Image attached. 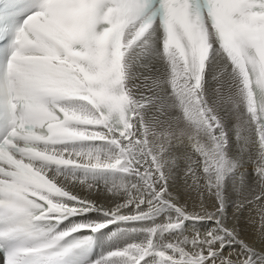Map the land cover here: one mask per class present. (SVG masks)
Returning <instances> with one entry per match:
<instances>
[{
	"label": "snow or ice",
	"instance_id": "6c2138e0",
	"mask_svg": "<svg viewBox=\"0 0 264 264\" xmlns=\"http://www.w3.org/2000/svg\"><path fill=\"white\" fill-rule=\"evenodd\" d=\"M0 39L2 264H264V0H0ZM116 223L143 226L92 260Z\"/></svg>",
	"mask_w": 264,
	"mask_h": 264
},
{
	"label": "bare ground",
	"instance_id": "6f19581e",
	"mask_svg": "<svg viewBox=\"0 0 264 264\" xmlns=\"http://www.w3.org/2000/svg\"><path fill=\"white\" fill-rule=\"evenodd\" d=\"M147 74V73H145ZM137 83H142V81H137ZM213 87H215V84H213ZM142 91H144V93L146 95H149L150 93L148 92L147 88L142 87L141 89ZM234 135H233V141H234ZM186 166H182L181 169H173V178L172 181L170 183H172L173 185V191L175 192L176 190H178V194L181 196V203H184L185 201L188 202V206H189V210H192V200H195L197 203H199V195L197 194V192L192 189L189 188V185L193 184V180L190 176L186 177L184 174V168ZM247 172H251L252 168H251V164L248 165L247 167ZM251 174V173H250ZM254 174V173H253ZM252 174V175H253ZM100 181L97 180V183H99ZM237 182L236 180V175H231L228 176L227 179L225 180V194L227 196V198L229 199V206L231 207V202L234 201L235 199H237V193L234 189V184ZM201 183H203V181H201ZM71 187V186H70ZM72 190L74 192H76L78 195H80L81 197H90L93 200H95L97 202V204L99 205H103L104 207H109V206H113L112 201H113V197L111 195V193H108L107 190L104 188L103 185H100V190L99 192L93 191V192H89V190L85 187V186H81V185H77L74 188H72ZM208 194L206 193L205 198H207ZM233 211V209H232ZM252 213L249 212H244V219H246V221L249 220V215ZM98 213L93 214L90 216V220H96L98 219ZM242 216V218H243ZM252 216V215H251ZM245 223L244 221L241 219V227H244ZM143 225L141 224H133V223H116L113 224L111 226H109L108 228H106L110 233L111 236L113 233H118L117 237H113L112 236V243H111V249H113V247L116 246H123V243L125 242L126 238H131L132 234H126L125 233H119L120 229H130L133 227H141ZM211 227V222L209 221H198V222H194V221H186L185 222V226H184V232L185 235H189L191 236L192 234H194L196 231L199 232H203L205 231L207 228ZM246 229H244L245 231ZM249 236H251V234L253 233L252 230H248L245 231ZM173 235H175L173 233ZM229 247L231 248H237V245H230Z\"/></svg>",
	"mask_w": 264,
	"mask_h": 264
},
{
	"label": "rangeland",
	"instance_id": "374dc122",
	"mask_svg": "<svg viewBox=\"0 0 264 264\" xmlns=\"http://www.w3.org/2000/svg\"><path fill=\"white\" fill-rule=\"evenodd\" d=\"M249 173V172H248ZM251 173V174H250ZM249 173V176L250 177H252V176H254V174H253V172L251 171ZM253 174V175H252ZM205 195H206V193H205ZM207 199V198H206ZM211 210V209H210ZM245 212H249L248 210H246ZM231 213H232V209H231V207L229 206V215H231ZM250 213V212H249ZM252 214V218L254 219V221H255V223L253 224V223H249V220L248 221H246V219H244V216H243V218H241L243 221H244V223H245V225H244V229H246L245 231H248V230H252V234H251V237H255V235H256V232H257V230L261 227V222H260V217L255 213V212H251ZM243 215H244V213H243Z\"/></svg>",
	"mask_w": 264,
	"mask_h": 264
}]
</instances>
